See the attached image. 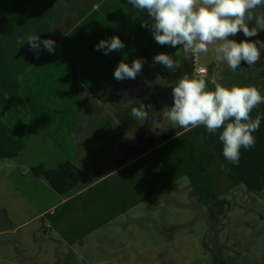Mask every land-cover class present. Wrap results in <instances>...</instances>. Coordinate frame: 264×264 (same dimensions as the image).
<instances>
[{
    "label": "crops",
    "instance_id": "0c3cea01",
    "mask_svg": "<svg viewBox=\"0 0 264 264\" xmlns=\"http://www.w3.org/2000/svg\"><path fill=\"white\" fill-rule=\"evenodd\" d=\"M250 14L254 25L256 18L264 17V4ZM145 21L151 22L148 13L133 9L128 0H51V39L56 42L55 52H47L51 55L48 60L51 73L33 72L34 66L43 62L40 56L32 54L28 45L17 50L15 56L9 50L6 54L3 52L7 67L0 62V96L9 94L11 109L6 110L0 104V176L17 186L37 209V215H42L40 217L57 207H65L72 198L103 183L128 162L155 151L157 146H163L181 134L183 128L167 134L153 146L148 144L136 155L132 153L135 139H146L148 130H163L170 122L169 119L164 121V117L168 116L173 103L172 88L185 75L199 78L198 72L195 75L193 63L206 69L209 90L215 87L211 83L214 79L228 88L256 87L264 97V50H261L257 63L248 65L242 62L233 71L226 62L216 61L212 45L207 53L187 57L182 49L159 45L150 28L141 26ZM113 35L120 37L124 48L107 55L103 49L97 50L101 39L107 40ZM232 38L237 41L247 39L242 32ZM252 39L264 42V31ZM161 52L173 56L172 70L153 63L154 56ZM137 58H142L145 63L136 79L114 78V70L122 60L130 65ZM55 69L62 70L63 76L60 73L54 75ZM50 74L51 87L67 93L68 104H51V108H44V104L29 106L27 96L38 88L32 85V81L40 82L41 86L50 80ZM3 82H11L10 89H3ZM29 85L34 86L33 89L25 90ZM148 95L153 98L151 107L148 106L152 111L147 120H137L131 115V109L143 105L147 111ZM72 99L75 104H71ZM154 113L158 114L157 119ZM155 119L159 120L157 124ZM65 160L74 162L81 169L82 176L71 190L61 193L49 183L45 172ZM208 160L214 159L210 157ZM143 185L144 182H138L137 187L129 188L124 200L120 201L121 193L118 191L116 195L117 190L115 192L112 185L103 183L101 193L80 204L79 208L83 204V208L91 207L90 211L86 210L88 216L80 220L85 235L95 230L96 236L93 241L86 240L85 235H70L62 242L53 238L59 250L63 243L71 249V254L77 253L75 244L84 248L83 256L72 254L75 261L66 258L68 264H182V249L171 246L172 241L181 238L169 233L171 228L164 229V236L169 239L163 243V251L154 250L160 252L162 259L151 260L152 253L146 257L140 249L133 248L137 234L143 238L149 235L134 234L136 225L132 221L130 228L117 221V216L125 211L138 210L142 200L140 194L146 192L145 188L140 189ZM4 188L5 185L0 188V193ZM134 190L140 193L127 201L126 197H131L129 192ZM263 191L264 180L260 192ZM92 199L98 201L97 206L94 207ZM120 230L129 232L125 239L124 233L123 238L119 235ZM172 230L176 232V229ZM178 251L182 256H178ZM134 257L138 260L135 261Z\"/></svg>",
    "mask_w": 264,
    "mask_h": 264
},
{
    "label": "rangeland",
    "instance_id": "374dc122",
    "mask_svg": "<svg viewBox=\"0 0 264 264\" xmlns=\"http://www.w3.org/2000/svg\"><path fill=\"white\" fill-rule=\"evenodd\" d=\"M32 32L40 34L41 39H51V0H0V62L3 65L7 50L17 55V50L28 45L26 41L21 45L18 40ZM42 51L38 56L43 64L35 65L33 72L51 73V66H48L51 55L47 51L42 54ZM32 54L37 56L34 51ZM202 56L204 58L205 54ZM193 65L198 75L196 63ZM53 73L63 76L62 70L55 69ZM185 78L191 77L185 75ZM49 79L41 86L40 82L32 81L38 88L27 96L29 106L44 104V108H51V104H68V94L51 87V74ZM10 85L11 82H3L1 87L8 90ZM34 86L29 85L25 90ZM10 103L8 93L0 96V104L6 110L11 109ZM75 103L72 99L71 104ZM257 116L261 124L253 133L255 144L251 148H241L237 164L224 158L219 130L211 133L206 126L198 125L182 130L165 145L142 154L103 180L112 185L115 192L117 190L116 195L121 193L120 201L124 200L129 188L144 182L140 189L145 188L146 192L140 194L142 200L138 210L129 209L117 216V221L129 228L135 223L134 234L149 235L143 238L137 234L133 248L140 249L146 257L152 253L151 260H161L160 252L154 250L163 251V243L168 238L164 236V229L171 228L168 232L181 238L172 241L171 246L182 249V264H264V191L260 192L264 180V102L250 113L251 119ZM168 119L164 117V121ZM180 129L168 122L163 130H148L146 139H135L132 153L136 155L148 144L153 146ZM210 157L214 160H208ZM103 183L72 198L65 207H57L40 217L42 215H37V209L17 186L0 176V188L5 185L0 193V264H68L66 258L75 261L72 254L83 256L84 248L75 244L77 253L71 254V249L63 243L59 250L53 238L62 242L70 235H85L80 220L88 216L86 210L90 211L91 207L83 208V204L79 208L80 204L101 193ZM139 193L129 192L131 197L127 196V201ZM92 202L97 206V200L92 199ZM22 220L26 221L19 224ZM123 233L125 239L129 232L120 230L122 238ZM95 236L94 230L87 233L85 239L93 241ZM178 256H182L180 251Z\"/></svg>",
    "mask_w": 264,
    "mask_h": 264
},
{
    "label": "clouds",
    "instance_id": "9594fccd",
    "mask_svg": "<svg viewBox=\"0 0 264 264\" xmlns=\"http://www.w3.org/2000/svg\"><path fill=\"white\" fill-rule=\"evenodd\" d=\"M128 3L140 13H148L151 22L145 21L141 26L150 28L159 45L182 49L186 57L207 53L212 45L216 61L226 62L235 71L242 62L257 63L264 50V42L252 39L264 31V17L256 18L253 25L250 14L264 4V0H128ZM241 32L247 39L232 38ZM25 41L37 56L41 50L55 52L56 42L41 39L35 32L20 38L18 43L23 45ZM124 47L118 35L101 39L96 46L106 55ZM144 63L142 58L134 59L130 65L122 60L114 70V78L134 80L143 71ZM153 63L169 70L174 68L173 56L166 52L157 53ZM205 75L206 70L201 69L199 78H182L172 88L169 121L173 128L204 125L211 133L219 130L224 158L237 164L241 148L255 144L253 133L260 128L261 118L251 119L250 113L264 97L256 87L228 88L214 79L211 83L215 87L209 90ZM131 115L141 121L148 118L143 105L133 107Z\"/></svg>",
    "mask_w": 264,
    "mask_h": 264
},
{
    "label": "trees",
    "instance_id": "16d2710c",
    "mask_svg": "<svg viewBox=\"0 0 264 264\" xmlns=\"http://www.w3.org/2000/svg\"><path fill=\"white\" fill-rule=\"evenodd\" d=\"M151 96L146 97L147 113L152 111L150 106ZM151 107V106H150ZM154 115H158L157 113ZM82 176L81 169L72 161L65 160L59 162L56 166L49 168L45 172V177L49 183L59 192L65 193L71 190Z\"/></svg>",
    "mask_w": 264,
    "mask_h": 264
},
{
    "label": "built area",
    "instance_id": "2783aa9c",
    "mask_svg": "<svg viewBox=\"0 0 264 264\" xmlns=\"http://www.w3.org/2000/svg\"><path fill=\"white\" fill-rule=\"evenodd\" d=\"M201 69H205V68H204V67H201V66H199V67H197V72H198V73H200V70H201Z\"/></svg>",
    "mask_w": 264,
    "mask_h": 264
}]
</instances>
